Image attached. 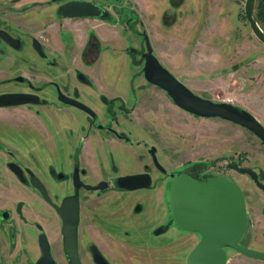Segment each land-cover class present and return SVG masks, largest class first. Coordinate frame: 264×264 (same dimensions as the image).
Listing matches in <instances>:
<instances>
[{
    "label": "flooded vegetation",
    "instance_id": "1",
    "mask_svg": "<svg viewBox=\"0 0 264 264\" xmlns=\"http://www.w3.org/2000/svg\"><path fill=\"white\" fill-rule=\"evenodd\" d=\"M18 1L0 0V264H36L43 254L42 243L53 264L57 252L68 264L62 248V215L72 205L65 199L72 196L77 201L79 264H121L137 256L140 264H187L201 236L172 219L173 178L183 173L197 180L231 179L217 172L214 164L211 170L189 162L173 165L169 157L156 153L155 146H146L138 136L140 111L130 104L134 97L105 89L106 77H90L76 67L67 72L62 57L71 63L75 56L61 55L44 34L50 27L62 29L69 42L61 32L58 41L69 45L74 37L71 23L76 20L103 21L111 14L118 23L128 11L113 8L112 0H82L95 5L98 15L64 16L61 4L73 0L16 5ZM49 5L50 11L41 14L39 8ZM131 20L128 16L125 25ZM135 34L143 45L144 35L149 42L144 31ZM91 38L98 39L96 32ZM91 46L86 38L76 55L78 61L91 56ZM129 50L144 60L143 51ZM124 150L128 151L125 157L119 154ZM228 163L235 162L225 163L232 169ZM259 170H254L257 183L264 186ZM126 175L143 176L135 179V185H120V177ZM186 233L194 237L189 239ZM157 237H165L164 243L152 241ZM226 248L230 247H224L227 257Z\"/></svg>",
    "mask_w": 264,
    "mask_h": 264
},
{
    "label": "rangeland",
    "instance_id": "2",
    "mask_svg": "<svg viewBox=\"0 0 264 264\" xmlns=\"http://www.w3.org/2000/svg\"><path fill=\"white\" fill-rule=\"evenodd\" d=\"M30 1L19 0L15 4ZM261 1L255 0L253 14ZM111 2L116 5L113 8L119 6L128 11L118 23L111 14L104 22L97 18L78 19L71 23L73 43L65 46L57 37L61 32L65 38L62 29L57 31L56 27H50L49 32L44 33L54 47L60 48L61 55L75 56L71 63H65L62 57V68L67 67V72H71L70 68L76 67L90 77H106L105 89L133 96L130 104L136 105L141 115L138 136L146 146H155L157 154L169 157L173 165L189 162L211 170L214 164L217 172L238 184L246 210V226L240 244L261 250L264 247L262 192L246 174L226 168L225 163L233 161L264 172V145L238 124L219 117L195 116L177 107L166 93L144 80L143 60H138L129 50L145 51L143 41L135 34L136 30L144 31L158 61L193 93L245 109L264 127V45L251 33L243 16L244 0ZM43 7L39 8L41 14L50 11L52 5ZM107 9L111 13V6ZM128 16L132 20L125 25ZM93 32L98 39L91 38ZM86 38L92 43L88 51L91 56L82 63L76 55ZM65 41L69 42L67 35ZM236 77L239 80L234 79ZM235 88L239 91H234ZM127 152L119 154L125 157ZM260 181L264 184V178ZM185 235L189 239L194 237L192 233ZM153 239L156 244H162L165 237ZM178 242L179 239L176 244ZM140 252L144 256L147 253ZM178 254L182 255V251ZM226 254V264H264V260L244 256L232 248H226ZM54 258L57 264H65L59 252ZM136 259L127 257L125 260L130 262L121 264H140Z\"/></svg>",
    "mask_w": 264,
    "mask_h": 264
},
{
    "label": "water",
    "instance_id": "3",
    "mask_svg": "<svg viewBox=\"0 0 264 264\" xmlns=\"http://www.w3.org/2000/svg\"><path fill=\"white\" fill-rule=\"evenodd\" d=\"M255 0H244L243 16L254 37L264 45V32L256 23L252 9ZM64 16L98 15V8L82 0L67 1L60 6ZM145 52L141 71L145 81L166 92L180 109L199 117H219L251 131L264 144V127L245 109L223 101H212L193 93L177 80L156 57L144 35ZM227 167L246 173L256 183V172L248 167L228 163ZM260 176H264L259 170ZM143 175L120 177L119 184L135 185V179ZM257 185L262 189L264 186ZM71 202L68 212L62 215V248L68 264H79L76 254L75 230L77 222L76 196L66 198ZM64 200V201H65ZM169 203L173 221L182 229L194 230L200 239L187 256V264H225L224 247L259 260H264V248L252 249L238 243L246 226L245 201L241 188L221 176L197 180L186 174H177L170 184ZM43 242V241H42ZM43 254L36 264H53L45 244Z\"/></svg>",
    "mask_w": 264,
    "mask_h": 264
},
{
    "label": "trees",
    "instance_id": "4",
    "mask_svg": "<svg viewBox=\"0 0 264 264\" xmlns=\"http://www.w3.org/2000/svg\"><path fill=\"white\" fill-rule=\"evenodd\" d=\"M258 10H256V12H254V18L256 20V22L260 23V28L262 29V31L264 32V0L261 1L260 5L257 6Z\"/></svg>",
    "mask_w": 264,
    "mask_h": 264
},
{
    "label": "crops",
    "instance_id": "5",
    "mask_svg": "<svg viewBox=\"0 0 264 264\" xmlns=\"http://www.w3.org/2000/svg\"><path fill=\"white\" fill-rule=\"evenodd\" d=\"M234 79H236V80H239V78H237V77H236V78H234ZM234 79H233V80H234ZM240 81L242 82V79H241ZM241 82H240V83H241ZM242 84H243V82H242ZM237 86H238V85H237ZM235 87H236V86H235ZM237 88H238V87H237ZM237 88H235V90H234V91H236V89H237ZM237 90L239 91V89H237Z\"/></svg>",
    "mask_w": 264,
    "mask_h": 264
}]
</instances>
